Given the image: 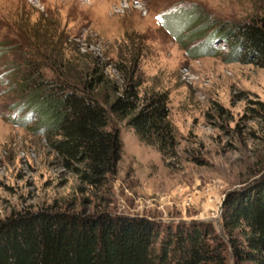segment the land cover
<instances>
[{"label":"rangeland","instance_id":"rangeland-1","mask_svg":"<svg viewBox=\"0 0 264 264\" xmlns=\"http://www.w3.org/2000/svg\"><path fill=\"white\" fill-rule=\"evenodd\" d=\"M192 5L222 22L264 18V0H0V219L54 209L210 228L229 248L226 264H243L231 240L244 248L246 233L230 234L225 216L228 201L264 181V68L227 61L222 43L217 55L194 56L204 37L186 29L180 44L161 18ZM29 62L49 79L83 78L98 62L119 83L132 75L141 97L166 93L172 147L141 140L108 107L120 159L89 184L84 164L66 166L26 108Z\"/></svg>","mask_w":264,"mask_h":264},{"label":"trees","instance_id":"trees-1","mask_svg":"<svg viewBox=\"0 0 264 264\" xmlns=\"http://www.w3.org/2000/svg\"><path fill=\"white\" fill-rule=\"evenodd\" d=\"M161 22L182 45V29L190 39L204 37L193 48L194 56L217 55L222 43L229 50L227 61L264 68V18L222 22L192 5L167 13ZM101 64L95 62L80 79L71 73L49 79L29 62L30 73L21 80L29 93L26 108L36 114L39 129L66 166L84 164L81 176L95 186L116 172L120 159L119 134L107 129L108 107L160 151L170 149L174 139L168 95L141 97L132 75H122L119 83ZM116 69L123 71L121 65ZM225 224L232 235L246 233L244 248L231 240L243 264H264V181L242 199L227 202ZM212 233L210 228L164 227L146 217L107 212L26 210L0 219V264H226L222 251L229 248Z\"/></svg>","mask_w":264,"mask_h":264}]
</instances>
